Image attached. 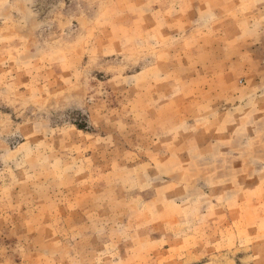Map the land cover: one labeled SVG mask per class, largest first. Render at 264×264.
Instances as JSON below:
<instances>
[{
	"label": "rangeland",
	"instance_id": "obj_1",
	"mask_svg": "<svg viewBox=\"0 0 264 264\" xmlns=\"http://www.w3.org/2000/svg\"><path fill=\"white\" fill-rule=\"evenodd\" d=\"M0 264H264V0H0Z\"/></svg>",
	"mask_w": 264,
	"mask_h": 264
},
{
	"label": "trees",
	"instance_id": "obj_2",
	"mask_svg": "<svg viewBox=\"0 0 264 264\" xmlns=\"http://www.w3.org/2000/svg\"><path fill=\"white\" fill-rule=\"evenodd\" d=\"M80 129H82V128H80Z\"/></svg>",
	"mask_w": 264,
	"mask_h": 264
}]
</instances>
